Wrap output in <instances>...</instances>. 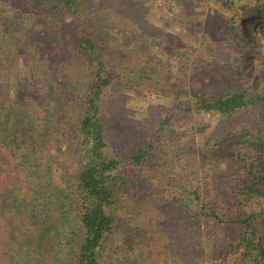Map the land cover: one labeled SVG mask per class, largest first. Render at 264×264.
<instances>
[{
    "label": "trees",
    "instance_id": "1",
    "mask_svg": "<svg viewBox=\"0 0 264 264\" xmlns=\"http://www.w3.org/2000/svg\"><path fill=\"white\" fill-rule=\"evenodd\" d=\"M5 1L33 13L28 26L5 16ZM102 5L0 0V264H150L147 247L161 240L155 264H264V84L242 85L239 68L264 48L232 16L217 29L226 34L224 84L171 81L162 89L170 101L148 113L152 133L127 152L112 139L105 103L119 88L138 89L154 65L122 61V30L99 18ZM241 8L264 24V0ZM22 51L40 58V71L24 74ZM194 115L221 124L199 148L200 181L182 163L159 172V150ZM129 201L149 222L127 214Z\"/></svg>",
    "mask_w": 264,
    "mask_h": 264
},
{
    "label": "rangeland",
    "instance_id": "2",
    "mask_svg": "<svg viewBox=\"0 0 264 264\" xmlns=\"http://www.w3.org/2000/svg\"><path fill=\"white\" fill-rule=\"evenodd\" d=\"M263 0H101L103 4L98 12L99 18L106 24L115 25L122 34L116 35V48L120 57L129 66L138 63L152 64L144 69L146 80L138 89L119 88L110 94L105 103L110 133L114 142L124 151H133L141 146L152 133L153 126L148 122L149 112H156L167 103L162 89L170 87L171 81L195 83L204 88L223 85L220 76L226 78L225 67L227 51L226 34L217 29L226 24L232 16L235 18L237 32L264 48V24L255 12L243 13L241 6L253 8ZM5 16L12 14L17 27L28 26L33 13L22 10L13 1H5ZM4 8V7H3ZM10 16V15H9ZM0 22L1 30H4ZM8 26V25H7ZM132 31L133 34H125ZM22 52L18 54L19 67L40 71L39 57L27 59ZM76 72V66H71ZM239 68L245 73L242 85L260 90L264 84V52L254 51L245 55L239 62ZM147 70V71H146ZM208 120L194 115L193 118L179 122L159 150L156 170L167 175L178 172V164H185L193 171V180L203 176L202 159L199 148L204 137L212 129H220V121ZM187 173V172H186ZM199 178V181H200ZM203 183V182H202ZM129 216L136 220L149 222L151 214L127 202L125 206ZM124 211V214L126 215ZM141 221H138L141 223ZM134 223V222H132ZM142 224V223H141ZM136 228V224H133ZM132 228L128 232L138 237L140 230ZM144 231V224L139 227ZM124 231L118 230L116 239L123 238ZM164 241H156L147 247L148 262L158 263L164 249ZM229 263L224 258L213 260L209 264Z\"/></svg>",
    "mask_w": 264,
    "mask_h": 264
}]
</instances>
